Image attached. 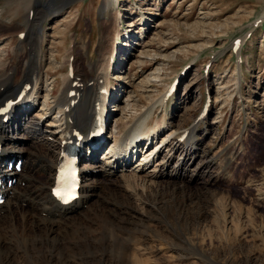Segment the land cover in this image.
I'll list each match as a JSON object with an SVG mask.
<instances>
[{"label": "rangeland", "instance_id": "1", "mask_svg": "<svg viewBox=\"0 0 264 264\" xmlns=\"http://www.w3.org/2000/svg\"><path fill=\"white\" fill-rule=\"evenodd\" d=\"M120 3V25L128 33L122 30L113 46L112 64L120 66L110 68L114 70L110 88L119 99L108 100L110 118L119 115L116 108L123 105V89L137 108L155 105L150 125L162 117L172 126L190 127L208 97V112L195 133L198 151L190 155L193 160L185 173L184 183L189 184L181 189L179 184L167 186L153 179L144 182L130 172L120 178L121 170L110 181L98 179L97 209L84 224L66 222V227L61 226L66 231L72 228V235L57 228L51 235L57 240L40 238L25 253L19 248L9 264H264V0ZM22 4L17 7L15 0H0V18L10 27L0 30V69L7 68L2 61L15 69L13 90L18 91L22 72L33 66V39L40 32L42 77L52 81V95H58L60 75L68 72L66 64L75 67L83 56L93 62L100 52L106 53L107 31L102 32L101 20L112 18L111 11L102 8L101 0H26ZM39 4H51V13L39 10ZM157 20L162 25L155 27ZM138 30L154 36L147 49L157 54L156 61L134 58ZM19 32L25 36L19 38ZM129 38L131 48L119 45ZM69 57L72 61L67 63ZM177 75V89L167 99L168 86ZM44 83L38 86L40 94L45 92ZM38 103L27 112V121L35 120ZM76 108L77 123L87 128L86 103ZM127 112L125 121L131 114ZM52 114L44 120L52 119ZM27 121L24 131L31 126ZM19 132L13 131L18 139L12 145L24 153L32 145ZM41 145L33 146L39 154L49 148L47 143ZM143 146V150L148 147ZM206 162L209 166L202 169ZM39 163L35 185L45 180ZM93 163L87 164L98 165Z\"/></svg>", "mask_w": 264, "mask_h": 264}, {"label": "bare ground", "instance_id": "2", "mask_svg": "<svg viewBox=\"0 0 264 264\" xmlns=\"http://www.w3.org/2000/svg\"><path fill=\"white\" fill-rule=\"evenodd\" d=\"M15 1H17V7L20 5V7H23L24 4L22 3L26 2V0ZM42 4L37 5L40 8L39 10L45 11L46 8V11L51 13V4H45V6ZM101 5L104 10H110V16H112V18H103L101 20L103 28L102 32L107 31V34L103 39L106 41V43L104 41V46L107 48L106 53L100 52L98 59L93 62H90L85 56H83L79 59L75 67H72L73 64H71V74L70 72H67L60 75V92L58 95H52V81H48V79L42 77L40 47L41 40L43 39L40 32L37 33L36 37L33 39L36 51H33L34 56L32 55L33 58L30 59L33 61V66L22 72V79L19 83L20 87L24 82L28 83V89L25 91L26 93L24 92L25 95H22L18 100L16 107L10 113L7 121L3 122L0 116L1 152L8 159L9 157L14 156L15 159L21 158L22 160L19 172H15L7 178V180L13 178V182L8 186L4 185L2 188V193L5 198L2 204H0L1 264L12 263L13 259L16 257V253H20L19 248H21L20 251L25 253L31 248V246L39 244L40 238H43L45 241H49L51 238L57 240V235V237H52L55 234H53V231L57 228L65 231L67 236L72 235V228H68L69 230L67 231V228H63L65 223L70 222L72 226L73 223L74 225H82L89 219L90 213L97 209L95 202L97 201L96 197L99 194L97 192V194H95V190L98 179L108 180V178L121 170L123 173L118 175L120 178L126 177L129 175L127 173L130 172L131 176L135 175V177L137 176L138 178H141L144 182L153 179L157 182H163V184H166L167 186L169 184L171 185V183L174 185L179 184L181 189H186L189 184L184 183V180L187 178L185 173H187L186 170L190 161L193 160L190 155L198 151L195 133L200 129L203 117H199L198 115L190 127H184L178 125V123H174V126H172L162 117L161 119L154 121L153 123L155 124L150 125L149 119L151 114H153L155 105L140 106L141 108L138 107V109L136 107L137 104L135 99L127 90L123 89V91L126 92V95H124V99L122 100L123 105L116 108L119 115L110 118V115L113 112L112 109H109L108 107V100L116 101L119 99V94H115L113 92L114 90L110 88L112 72L114 71H110V68L111 66H114V69H116L120 66L118 65L116 67L115 64H112L114 59L112 57L114 52L113 46L114 43H117L122 30L125 33H128V30L122 28L120 25V0H101ZM141 8V6L138 7L139 10H141ZM140 20L144 23L145 17L142 16ZM8 23L7 20L0 18V30L8 27ZM155 23V27L162 25L161 20H157ZM9 28L10 27H8V29ZM139 30L137 34L139 32L141 33L137 35L138 40L135 44H133V40L129 38V44L123 43L119 45H121V47L125 46V48L126 46H128L127 48H131L132 44L139 45V48L136 49V53L133 54L135 59L142 61L145 57H149L151 60L156 61L157 54L154 55L150 53L151 50L147 49L151 43L149 40L154 38V36H144V34H142L143 30ZM153 33L157 35V32ZM29 39L32 38L30 37ZM123 60L124 59L121 58V61ZM133 60V58L129 59V61ZM2 62H4L3 64L7 68H2L6 70L4 72L0 69V106L7 98H10L12 95L19 92V90H13L15 84L13 81L15 69H10L7 61ZM69 62L70 60H67V63ZM63 63L65 64V62ZM4 65L2 66L4 67ZM155 70L158 71L159 68H156ZM43 81L46 86L45 92L40 94L38 86ZM120 89L121 88H119V91ZM72 90L77 91L78 97L75 104L71 106L69 105V102L75 97L69 96V93ZM83 95L86 96L85 100L81 98ZM36 101L39 103L37 108L33 111L32 116L35 117V120H31L32 122L27 121L30 118L26 114L29 111V108L35 105ZM83 102L86 103L85 115L87 117L86 123L88 125V131L81 140L77 141L78 146H80L81 143H83L82 145L87 144L84 142L88 133L94 129V121L103 119L104 122L107 123L109 119H112L114 124L109 127L108 133L104 135V140L102 141L103 143L107 142L106 147L104 146L106 148L105 153L101 155L100 159L96 157L94 160L93 164L96 163L98 165H89L88 167L85 165L81 167V182L78 197L70 204L61 205L54 200L50 193V187L53 185L61 142H74L76 140V135L74 134V126L77 123L76 107ZM133 102H135V106ZM54 108H56L57 111L53 115ZM127 111L131 114H129L130 116L128 120L125 121L124 119L126 117L124 118V116ZM48 114H52L53 118L45 121L44 118H46ZM25 120L31 123V126L27 127L29 129L24 131L23 128L26 127H23ZM215 121L216 120L213 122ZM79 123L82 124V122ZM19 130L22 132L21 137L25 138V141L28 140L27 144L29 143L32 145L31 148L26 149L24 153L13 149V145L18 139L14 136L13 131H18V133H20ZM184 132H186V135L182 137ZM47 137H50L49 140H47L49 148L46 147V149H44L43 152L41 150L42 153L39 154L36 151L37 149L34 150L33 146L37 142L40 145H43V142L40 140H42L41 138L48 139ZM145 144H147L148 147L143 150V145ZM122 146V149L119 148ZM195 148L196 150L193 151ZM117 151H121L120 153L123 154V156L125 155L128 157L114 159L112 154ZM177 152L179 153L176 156ZM138 154L139 156L137 159L132 162L133 158H136ZM172 161L174 162L173 166H171V163H173ZM38 163L40 166L38 169L44 174L45 180L37 181L39 184L35 185L34 174L38 171L36 168ZM209 164L210 162H206L205 164L200 165H202L201 168L203 169L206 168V166L208 167ZM65 174L68 181L69 175L67 166L65 168ZM38 177L40 178V176ZM216 179L209 178L208 180L215 181ZM197 181L198 180L196 179H192V182L194 183H197ZM30 184H34V187L28 189L27 187L30 188ZM58 186L59 184H56V187ZM58 190L59 188L55 190L54 193L56 194ZM33 247L35 248V246Z\"/></svg>", "mask_w": 264, "mask_h": 264}]
</instances>
